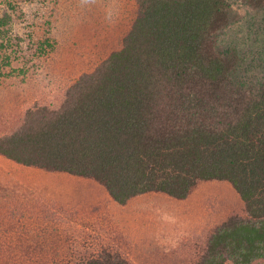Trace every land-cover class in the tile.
I'll list each match as a JSON object with an SVG mask.
<instances>
[{
  "label": "trees",
  "instance_id": "1",
  "mask_svg": "<svg viewBox=\"0 0 264 264\" xmlns=\"http://www.w3.org/2000/svg\"><path fill=\"white\" fill-rule=\"evenodd\" d=\"M35 1L0 0V75L10 13ZM116 18L111 49L55 107L33 103L23 123L0 127V158L92 181L120 206L149 193L203 206L198 190L221 185L238 211L205 246L197 225L173 230L195 264H264V0H127ZM114 256L59 264H125Z\"/></svg>",
  "mask_w": 264,
  "mask_h": 264
},
{
  "label": "rangeland",
  "instance_id": "2",
  "mask_svg": "<svg viewBox=\"0 0 264 264\" xmlns=\"http://www.w3.org/2000/svg\"><path fill=\"white\" fill-rule=\"evenodd\" d=\"M121 2L127 0H38L10 13L5 28L12 46L3 56L11 57L0 75L3 131L23 123L33 103L55 107L62 88L91 72L115 40ZM0 176L5 211H0V264H32L27 257L59 264L85 251L109 253L125 264H195L194 247L173 227L185 221L197 225V235L203 233L197 239L205 246L208 235L238 211L230 192L216 183L198 190L203 206L192 197L180 202L160 193L120 206L92 181L1 158ZM9 185L19 191L5 192ZM240 215L246 216L242 210Z\"/></svg>",
  "mask_w": 264,
  "mask_h": 264
}]
</instances>
